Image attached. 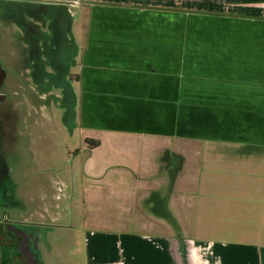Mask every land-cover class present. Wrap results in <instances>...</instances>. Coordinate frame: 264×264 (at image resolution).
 I'll use <instances>...</instances> for the list:
<instances>
[{
  "label": "crops",
  "instance_id": "crops-1",
  "mask_svg": "<svg viewBox=\"0 0 264 264\" xmlns=\"http://www.w3.org/2000/svg\"><path fill=\"white\" fill-rule=\"evenodd\" d=\"M27 5L35 27L49 14L53 55L79 56L78 119L99 143L82 171L99 189L73 206L97 212L84 263L264 264V234L260 243L222 236L244 229L229 225L226 201L262 198L264 175L219 168L264 159V0Z\"/></svg>",
  "mask_w": 264,
  "mask_h": 264
},
{
  "label": "rangeland",
  "instance_id": "rangeland-1",
  "mask_svg": "<svg viewBox=\"0 0 264 264\" xmlns=\"http://www.w3.org/2000/svg\"><path fill=\"white\" fill-rule=\"evenodd\" d=\"M19 2L0 0V63L8 76L2 90L8 96L7 111L13 121V127L11 122L7 127L9 134H4L10 138L8 151L0 147V160L9 166L15 185L11 192L14 201L8 211L12 217L37 225L41 230L42 264H85L84 231L96 225L97 212L87 213L86 209H73V206L76 208L86 194L96 193L99 186L86 179L83 182L82 171L90 155L88 149L95 144L88 142V134L78 119L81 116L76 104L79 87L72 77L78 71L80 59L71 53L53 55V46L49 43L53 25L49 24V14H43L42 23L35 27L25 22L33 13L32 7ZM34 45L42 47L43 52L38 54L39 49ZM41 63L47 67L44 74L48 76L42 83L38 76L40 69L44 70ZM27 68L31 74L25 77ZM8 137L3 141L5 144ZM243 161H234L233 168L227 165L219 168L241 175L256 170L264 175V159L260 164L245 161L242 165ZM211 169L209 174L222 173ZM246 180L234 184L243 186ZM55 203L59 204L58 209ZM226 203L234 210L231 228L243 226L244 229L223 231L224 239L230 243H260L264 234V196L259 200L231 197ZM243 205L249 209L246 214L237 212L247 211ZM249 206L257 209L255 215L249 214L252 211ZM99 216L104 221L105 215ZM65 234L66 237L72 234L73 239L63 238Z\"/></svg>",
  "mask_w": 264,
  "mask_h": 264
},
{
  "label": "flooded vegetation",
  "instance_id": "flooded-vegetation-1",
  "mask_svg": "<svg viewBox=\"0 0 264 264\" xmlns=\"http://www.w3.org/2000/svg\"><path fill=\"white\" fill-rule=\"evenodd\" d=\"M16 1L27 5L29 1L34 0ZM7 77V73L0 63V147L5 151H8L7 145L10 138L7 136L6 144L3 141L7 138L4 134H9L10 129L7 128L9 122L13 127L12 115L9 110L7 111L6 98L8 96L2 90ZM0 186L2 187L0 192V264H42L39 254L41 230L37 225L32 226L33 224L29 222L12 217L8 211L9 205L14 201L11 192L15 185L9 166L2 160H0ZM16 207L18 208V205Z\"/></svg>",
  "mask_w": 264,
  "mask_h": 264
},
{
  "label": "water",
  "instance_id": "water-1",
  "mask_svg": "<svg viewBox=\"0 0 264 264\" xmlns=\"http://www.w3.org/2000/svg\"><path fill=\"white\" fill-rule=\"evenodd\" d=\"M53 1L64 2V1H67V0H53Z\"/></svg>",
  "mask_w": 264,
  "mask_h": 264
},
{
  "label": "trees",
  "instance_id": "trees-1",
  "mask_svg": "<svg viewBox=\"0 0 264 264\" xmlns=\"http://www.w3.org/2000/svg\"><path fill=\"white\" fill-rule=\"evenodd\" d=\"M99 145V143L97 142L96 144H95V146H98Z\"/></svg>",
  "mask_w": 264,
  "mask_h": 264
}]
</instances>
